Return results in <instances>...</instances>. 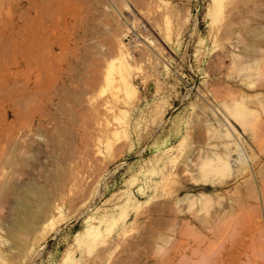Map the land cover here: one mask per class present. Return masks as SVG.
Returning <instances> with one entry per match:
<instances>
[{
    "label": "rangeland",
    "instance_id": "rangeland-1",
    "mask_svg": "<svg viewBox=\"0 0 264 264\" xmlns=\"http://www.w3.org/2000/svg\"><path fill=\"white\" fill-rule=\"evenodd\" d=\"M239 91L264 101V0H0V264H264L249 174L182 187L187 154L198 176L234 142ZM17 195L53 202L46 237L12 224Z\"/></svg>",
    "mask_w": 264,
    "mask_h": 264
},
{
    "label": "bare ground",
    "instance_id": "bare-ground-1",
    "mask_svg": "<svg viewBox=\"0 0 264 264\" xmlns=\"http://www.w3.org/2000/svg\"><path fill=\"white\" fill-rule=\"evenodd\" d=\"M254 49L257 48L255 47ZM253 75L254 73H248L247 78L243 79V85L245 88H255L256 81L252 78ZM234 101V105L226 103L225 117L221 119L222 125L226 127V133L222 135L220 129L216 130L217 136L234 137V142L225 143L223 151L214 152L212 155L208 154L200 163L202 174L198 176L189 172L191 161H193V159L187 154L185 156V166L183 167V174L185 175L183 179H185V181L182 187L191 186L194 188H209L208 185L203 183V181H205L203 180V177L209 175L210 172L215 170L217 171L216 173H221L223 176L234 175L235 177H240L249 174V181L251 183L250 196L256 199L258 203L262 204L260 207L263 206L264 208V144L258 146L252 144V146H250L251 150H249V143L243 139L233 121H231V118H233L244 126L245 130H248V125L252 120L260 119L261 117L259 110L251 105H264V101L261 97L249 96L241 91H239L234 97ZM256 135V130H253L252 137L256 138ZM232 148L235 152L234 157L231 152ZM223 176L218 177L217 181L223 182ZM18 191L33 193L35 190L32 187L24 188L19 186ZM203 195H205V198H200L202 205L204 200L209 197V195ZM251 197L248 195L245 200H248L247 202H249ZM14 199V209H16L17 215L12 217V224L19 231H31L34 235H41L42 238H44L54 229L55 223L51 217L52 210H55V205L52 204L53 202L43 198V200L37 201V203H32L33 205H31L18 195ZM198 199V197L196 198V196L194 197L190 194L185 195V197L182 198V200H186L192 205L198 202ZM0 226H2V224H0ZM1 237L2 236L0 235V241L3 243L4 241ZM185 254H187L186 251ZM1 255L2 254H0V256ZM1 259L4 258L0 257V260Z\"/></svg>",
    "mask_w": 264,
    "mask_h": 264
},
{
    "label": "crops",
    "instance_id": "crops-1",
    "mask_svg": "<svg viewBox=\"0 0 264 264\" xmlns=\"http://www.w3.org/2000/svg\"><path fill=\"white\" fill-rule=\"evenodd\" d=\"M19 7H11V10L15 9V11H13L15 14H16V17L19 18L17 15H20L22 13L25 12V9H21V10H18ZM16 18V21L15 19L14 20V24L17 25L19 22H18V19ZM22 56L19 54V57ZM40 57V54L39 53H34L33 55H30V58L28 59L29 62H37L38 58ZM21 61H27V59H25L24 57H21L20 58ZM10 73H27V71L25 70V67H22L21 69H19V71L15 72V71H12Z\"/></svg>",
    "mask_w": 264,
    "mask_h": 264
},
{
    "label": "built area",
    "instance_id": "built-area-1",
    "mask_svg": "<svg viewBox=\"0 0 264 264\" xmlns=\"http://www.w3.org/2000/svg\"><path fill=\"white\" fill-rule=\"evenodd\" d=\"M150 31V27L146 24V23H142L141 26L138 29H135L134 31H132L130 34L133 37H137L138 35H140L141 33H148Z\"/></svg>",
    "mask_w": 264,
    "mask_h": 264
}]
</instances>
